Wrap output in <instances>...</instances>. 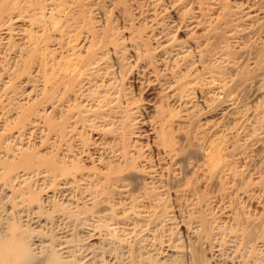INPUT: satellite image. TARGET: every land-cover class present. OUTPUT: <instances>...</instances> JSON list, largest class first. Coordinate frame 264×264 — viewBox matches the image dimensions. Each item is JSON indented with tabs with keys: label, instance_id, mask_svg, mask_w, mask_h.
<instances>
[{
	"label": "bare ground",
	"instance_id": "1",
	"mask_svg": "<svg viewBox=\"0 0 264 264\" xmlns=\"http://www.w3.org/2000/svg\"><path fill=\"white\" fill-rule=\"evenodd\" d=\"M262 27L264 0H0V264H264Z\"/></svg>",
	"mask_w": 264,
	"mask_h": 264
},
{
	"label": "rangeland",
	"instance_id": "2",
	"mask_svg": "<svg viewBox=\"0 0 264 264\" xmlns=\"http://www.w3.org/2000/svg\"><path fill=\"white\" fill-rule=\"evenodd\" d=\"M262 29V30H261ZM260 29V31L258 32V36L260 37V38H262L263 36H264V29H263V27ZM263 32V33H262ZM53 36L52 37H56V34H52ZM264 38V37H263ZM132 87H130V91H131V95H133V96H135V98H139L138 100L140 101V103H141V101H142V103H144V102H146V101H149L151 98H150V96L148 95V92H146V91H143L142 92V90H143V88L141 89V86H139V85H135V84H132L131 85ZM137 87H139V88H137ZM141 90V91H140ZM194 100H196V99H194ZM208 101H209V99H208ZM207 101V102H208ZM195 102V103H194ZM207 102H206V104H205V106H204V104H202V107H199L200 106V104L201 103H197L196 101H193V104H196L195 106H196V108L195 107H193V112L192 113H194V114H192L193 115V119L195 118V115H196V117L198 118V121H197V118H196V120H195V123L198 125L199 124V127L202 129V131L205 129V131H203L204 133H210V131H211V127H208V126H211L210 124H212L213 123V121H214V119H215V117H216V115L215 116H212L211 114H213V112L211 113V112H209V111H212V109L211 108H213L214 109V106L216 105V103H215V101H212V100H210L209 101V103L210 104H207ZM212 102H214L215 103V105H214V103L212 104ZM207 105H209V106H207ZM211 105V106H210ZM206 107V109H204ZM209 108H210V110H209ZM208 109V110H207ZM206 112H205V111ZM204 111V112H203ZM219 111V110H218ZM209 112V113H208ZM204 113V114H203ZM211 113V114H210ZM199 115V116H198ZM202 115V116H201ZM210 115V116H209ZM217 116H219V115H217ZM200 117V118H199ZM214 117V118H213ZM205 118V119H204ZM210 119V120H209ZM202 121V122H201ZM205 121H207V122H205ZM211 121H212V123H211ZM201 122V123H200ZM225 122V121H224ZM224 122H223V124H224ZM229 122H232L231 121V119H229V120H227V118H226V122H225V127H229L230 125H231V123H229ZM202 124H204V125H202ZM226 124L228 125V126H226ZM203 126V127H202ZM205 126H206V128H205ZM208 128V129H207ZM209 129H210V131H209ZM182 240L183 241H185L184 240V238H182Z\"/></svg>",
	"mask_w": 264,
	"mask_h": 264
}]
</instances>
